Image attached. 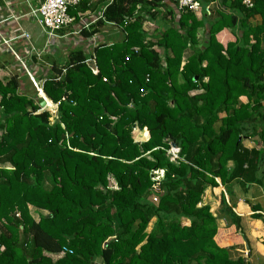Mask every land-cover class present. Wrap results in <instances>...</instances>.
I'll list each match as a JSON object with an SVG mask.
<instances>
[{
  "label": "trees",
  "instance_id": "16d2710c",
  "mask_svg": "<svg viewBox=\"0 0 264 264\" xmlns=\"http://www.w3.org/2000/svg\"><path fill=\"white\" fill-rule=\"evenodd\" d=\"M230 7L211 19L172 0H84L69 8L81 43L63 63L23 65L2 46L0 71L7 55L19 70L0 75V264H250L225 255L199 205L216 178L264 185V149L241 143L264 144V0ZM107 25L119 41L94 44ZM235 26V41H217Z\"/></svg>",
  "mask_w": 264,
  "mask_h": 264
},
{
  "label": "crops",
  "instance_id": "0c3cea01",
  "mask_svg": "<svg viewBox=\"0 0 264 264\" xmlns=\"http://www.w3.org/2000/svg\"><path fill=\"white\" fill-rule=\"evenodd\" d=\"M41 1L42 0H30L31 4L34 6L38 5ZM198 1L201 3L200 13L196 14L198 17H201V15L204 14L206 17L213 19L224 13H237L230 7L231 0H225L224 3L222 0ZM27 10L28 7L26 6L25 0H0V22L3 18L11 16L20 18V25L12 20L8 23H0V31L4 34L7 33L10 35L12 30L10 29L11 31H7L9 28L21 26L24 30L28 31L32 37H36L34 41L39 43L38 46H42L44 38L42 37L40 28H38L34 22L24 17V13H26ZM89 13V16H91L95 14L96 11L94 9ZM259 21L260 17L258 16L250 19V22L253 24L258 23ZM155 26V24L152 27L146 25L145 29L148 33H151ZM107 28L109 27L103 28L104 30L102 29L98 33L101 42L110 43L113 39L117 40L115 31ZM236 28V26L231 28L224 27L216 34L217 41L223 46L228 42L235 41L237 34L240 33ZM30 29L32 31L35 30L34 33H32ZM114 30H116V27ZM32 34H38V36H33ZM73 38L75 39L74 44L81 42L80 37ZM20 44H24V42ZM20 44L19 42H16L14 45L19 51L22 50ZM70 44L72 43L70 42ZM55 60L57 61L56 58ZM57 63L59 62L57 61ZM240 100L245 102L246 97L241 96ZM262 115L264 116V101L262 102ZM262 124H264V119L262 122L257 123L259 127L258 129H260ZM147 138L148 136L143 138L142 141ZM241 143L242 146L247 149H264V144L261 143L257 135L244 138ZM233 166L232 161L227 163V168L230 171ZM262 168L264 169V164ZM216 182L218 183L217 187H208L205 189L201 203L199 204L208 205L210 207V212L216 217L217 233L214 239L221 248H224L227 257L234 259L243 256L248 258L250 264H264V223L261 218H255L253 216L254 214H257L264 218V185L255 182H245L241 178H236L225 184H222L220 179L216 178ZM221 195L224 196L227 207H230L234 215L239 217V221L236 222L238 228L231 224L234 221L233 217L224 212L223 204H221L220 201ZM219 234L220 237L218 238Z\"/></svg>",
  "mask_w": 264,
  "mask_h": 264
},
{
  "label": "built area",
  "instance_id": "2783aa9c",
  "mask_svg": "<svg viewBox=\"0 0 264 264\" xmlns=\"http://www.w3.org/2000/svg\"><path fill=\"white\" fill-rule=\"evenodd\" d=\"M82 1L84 0H42L38 5L34 6L31 4L30 0H25L28 10L26 13H24V17L34 22L40 28L42 37L44 38L42 46L36 45L37 43L33 41L32 36L28 31L24 30L21 26H16V28H9L7 30H12L10 35H8L7 33L4 34L0 31V49H2V46L4 45L6 47L7 53H12V55L23 65L25 64V57L35 54L37 58H40V56H42L43 54H52V51L47 49L46 43L49 41H53L55 42V44H57L56 42L62 38L63 40L70 39L71 41H67L66 44L70 45L69 49H71V46L75 43V39L73 37L80 36L78 35L79 30H76L74 28L72 31L69 30V28L74 25V18L69 14L68 11L69 8H74ZM110 1L111 0H109V2ZM172 1L176 4L179 10L189 9L195 14L200 13L201 3L198 0ZM241 3L245 7L251 8L254 5V0H241ZM10 20L20 25V18L14 16L3 18L0 23H8ZM88 25L89 23L85 22V26L87 27ZM114 27L118 28L121 31V26ZM59 31H63V33L59 34ZM16 42H19V44L24 42V44H20L22 48L21 51L17 50L14 47ZM70 42L72 44H70ZM93 42L94 44L101 42L97 34L94 36ZM55 44L53 45L55 46ZM19 52H23L24 55H21ZM29 76L31 77L32 82L35 84L38 92L40 93L41 89L38 88L32 74L29 73ZM159 171L161 172V174H163L162 170L153 171V173Z\"/></svg>",
  "mask_w": 264,
  "mask_h": 264
},
{
  "label": "rangeland",
  "instance_id": "374dc122",
  "mask_svg": "<svg viewBox=\"0 0 264 264\" xmlns=\"http://www.w3.org/2000/svg\"><path fill=\"white\" fill-rule=\"evenodd\" d=\"M155 24V22L153 23V22H151V23H149V22H147L146 24H145V26L147 25V26H149V27H152L153 25ZM145 26H144V29H145ZM38 27V26H37ZM105 27H109V28H107V29H110V30H113V31H115V34H116V38H117V41H119L118 39H120V37H121V31L118 29V28H116V30H114L115 29V27H113V26H105ZM105 27H103V28H105ZM39 28V27H38ZM102 28V29H103ZM107 29H105V30H107ZM31 30V29H30ZM104 30V29H103ZM146 30V29H145ZM32 31V30H31ZM35 31V30H34ZM34 31H32V33H34ZM39 31V30H38ZM147 31V30H146ZM33 36H38V34H36V35H34V34H32ZM98 35V34H97ZM35 38L36 37H32V39H33V41L35 40ZM67 41H71V40H68V39H66V40H63V39H60L59 41H57L56 43L57 44H55V42H53V41H49V42H47L46 44H47V49L48 50H50V51H52V55H54V57L57 59V61L59 62V63H62L63 61H64V59H63V57L65 56V55H67V51L69 50V48H70V45H68V44H66L67 43ZM113 41H116L115 39H113ZM81 43V42H80ZM53 44H55V46L53 45ZM37 46L39 45V43H37L36 44ZM64 47V48H63ZM90 48H92V47H90ZM67 50V51H66ZM43 55H45V54H43ZM7 58L8 59H10V63L9 64H7L8 62H6V70H3V71H0V75H3V74H8V72H12V73H17L18 72V67H17V65L12 61V58H11V56L10 55H7ZM7 59V60H8ZM62 59H63V61H62ZM30 79V81H31V86H32V88H34L35 90H37V88H36V86H35V84L32 82V80H31V78H29ZM30 86V85H29ZM37 86H38V88H39V84L37 83ZM32 88H30V91L31 92H33L32 90ZM38 91V90H37ZM40 94H41V92H40ZM45 101H46V104L44 105L45 107V109H47V110H49V112H50V114H51V121L54 119V118H56L57 116V114H56V108H55V105H48V101H47V99H45ZM140 129H138V128H134L133 130H132V133H131V136H132V138L135 140V141H142V139H137V133H139L140 134ZM176 151H177V149L176 148H171L170 149V153L172 154V155H174L175 153H176ZM154 175H155V177H154V179H158V178H161L162 176H163V174H161V172L159 171V172H156V173H153ZM152 201L154 202V203H156L157 202V200H156V198H152ZM152 222H153V220L151 221V223L148 225V227H147V232H149V230H150V228H151V226H152ZM187 223V222H186ZM61 255V254H60ZM60 255H52V257L54 258V259H56L57 257H59Z\"/></svg>",
  "mask_w": 264,
  "mask_h": 264
},
{
  "label": "water",
  "instance_id": "95a60500",
  "mask_svg": "<svg viewBox=\"0 0 264 264\" xmlns=\"http://www.w3.org/2000/svg\"><path fill=\"white\" fill-rule=\"evenodd\" d=\"M86 63H87V65H88V67H89L91 70H93L94 73L97 72V67H96L95 60H94V59H88V60L86 61ZM40 104H41L42 107H45V106H44V105L46 104L45 99L42 100ZM2 111H3V109H2ZM172 147L175 148V144H172Z\"/></svg>",
  "mask_w": 264,
  "mask_h": 264
},
{
  "label": "bare ground",
  "instance_id": "6f19581e",
  "mask_svg": "<svg viewBox=\"0 0 264 264\" xmlns=\"http://www.w3.org/2000/svg\"><path fill=\"white\" fill-rule=\"evenodd\" d=\"M41 96H44L43 94H41Z\"/></svg>",
  "mask_w": 264,
  "mask_h": 264
},
{
  "label": "clouds",
  "instance_id": "9594fccd",
  "mask_svg": "<svg viewBox=\"0 0 264 264\" xmlns=\"http://www.w3.org/2000/svg\"><path fill=\"white\" fill-rule=\"evenodd\" d=\"M114 27V26H113Z\"/></svg>",
  "mask_w": 264,
  "mask_h": 264
}]
</instances>
